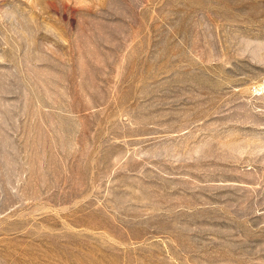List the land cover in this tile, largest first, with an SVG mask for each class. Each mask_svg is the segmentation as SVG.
<instances>
[{
  "label": "rangeland",
  "instance_id": "374dc122",
  "mask_svg": "<svg viewBox=\"0 0 264 264\" xmlns=\"http://www.w3.org/2000/svg\"><path fill=\"white\" fill-rule=\"evenodd\" d=\"M0 264H264V0H0Z\"/></svg>",
  "mask_w": 264,
  "mask_h": 264
}]
</instances>
